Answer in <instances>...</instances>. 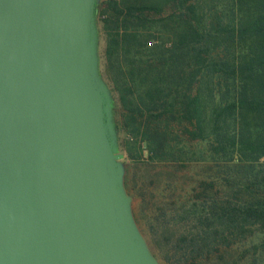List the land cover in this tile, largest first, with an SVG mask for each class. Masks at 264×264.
Here are the masks:
<instances>
[{"label": "trees", "instance_id": "16d2710c", "mask_svg": "<svg viewBox=\"0 0 264 264\" xmlns=\"http://www.w3.org/2000/svg\"><path fill=\"white\" fill-rule=\"evenodd\" d=\"M100 73L160 264H264V0H100Z\"/></svg>", "mask_w": 264, "mask_h": 264}, {"label": "water", "instance_id": "95a60500", "mask_svg": "<svg viewBox=\"0 0 264 264\" xmlns=\"http://www.w3.org/2000/svg\"><path fill=\"white\" fill-rule=\"evenodd\" d=\"M100 0H0V264H160L133 214Z\"/></svg>", "mask_w": 264, "mask_h": 264}, {"label": "rangeland", "instance_id": "374dc122", "mask_svg": "<svg viewBox=\"0 0 264 264\" xmlns=\"http://www.w3.org/2000/svg\"><path fill=\"white\" fill-rule=\"evenodd\" d=\"M96 19H97V17H96ZM100 51H101V43H100V41H99V55H100ZM147 239V238H146ZM153 254H154V252H152ZM155 257H156V255H154ZM157 259H158V257H156ZM158 261H159V259H158ZM159 263H160V261H159Z\"/></svg>", "mask_w": 264, "mask_h": 264}]
</instances>
